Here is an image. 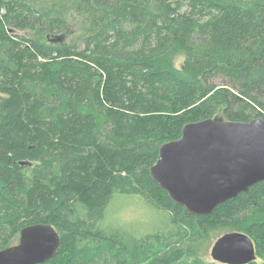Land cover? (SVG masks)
<instances>
[{"label": "trees", "instance_id": "trees-1", "mask_svg": "<svg viewBox=\"0 0 264 264\" xmlns=\"http://www.w3.org/2000/svg\"><path fill=\"white\" fill-rule=\"evenodd\" d=\"M217 115L264 120V0H0V249L42 222L38 264H220L198 257L225 229L264 264V180L197 216L150 176Z\"/></svg>", "mask_w": 264, "mask_h": 264}, {"label": "water", "instance_id": "water-1", "mask_svg": "<svg viewBox=\"0 0 264 264\" xmlns=\"http://www.w3.org/2000/svg\"><path fill=\"white\" fill-rule=\"evenodd\" d=\"M149 172L174 203L192 215L208 216L219 204L264 180V120L215 116L187 122L178 138L161 144ZM60 244L51 224H28L15 244L0 249V264L42 263L56 255ZM210 256L220 264L256 259L252 239L240 231L220 235Z\"/></svg>", "mask_w": 264, "mask_h": 264}, {"label": "rangeland", "instance_id": "rangeland-1", "mask_svg": "<svg viewBox=\"0 0 264 264\" xmlns=\"http://www.w3.org/2000/svg\"><path fill=\"white\" fill-rule=\"evenodd\" d=\"M20 32V31H19ZM21 33V32H20ZM183 60V56L178 55L174 58V65L176 67H179L181 62ZM216 117H220L219 115H217ZM224 119V118H223ZM122 214L123 219L125 221H136L138 220L139 216L144 215L145 213L142 212L140 213L139 211L135 210V209H127L124 210L123 206H118L115 214L113 216H115L116 218L119 217ZM231 231V230H229ZM226 231L225 229H212V231L210 232V235L207 237L206 241H205V246L202 249V255L198 257L199 260H201L202 262H213V263H217L216 261H214L211 256H210V249L211 246L213 245L214 241L223 233L225 232H229ZM233 231H237V230H233ZM241 232V231H240ZM244 233V232H243ZM193 259L190 257H184L181 260L182 264H186L187 262L192 261ZM256 261H260L258 259H255ZM254 260V261H255Z\"/></svg>", "mask_w": 264, "mask_h": 264}]
</instances>
